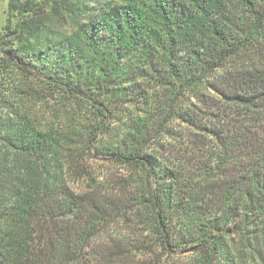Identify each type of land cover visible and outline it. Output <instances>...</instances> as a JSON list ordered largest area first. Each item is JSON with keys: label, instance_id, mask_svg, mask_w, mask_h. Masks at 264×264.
<instances>
[{"label": "trees", "instance_id": "trees-1", "mask_svg": "<svg viewBox=\"0 0 264 264\" xmlns=\"http://www.w3.org/2000/svg\"><path fill=\"white\" fill-rule=\"evenodd\" d=\"M163 258L264 264V0H8L0 264Z\"/></svg>", "mask_w": 264, "mask_h": 264}, {"label": "rangeland", "instance_id": "rangeland-1", "mask_svg": "<svg viewBox=\"0 0 264 264\" xmlns=\"http://www.w3.org/2000/svg\"><path fill=\"white\" fill-rule=\"evenodd\" d=\"M7 13H8V0H0V35L3 31V28L6 24V18H7ZM116 172V171H115ZM181 259L178 258H163L160 262H153V261H139L140 263L136 264H173L177 263ZM183 261V260H182ZM183 263V262H182Z\"/></svg>", "mask_w": 264, "mask_h": 264}]
</instances>
